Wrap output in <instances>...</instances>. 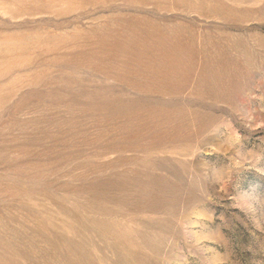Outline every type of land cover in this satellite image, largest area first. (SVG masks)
I'll list each match as a JSON object with an SVG mask.
<instances>
[{"label":"rangeland","instance_id":"374dc122","mask_svg":"<svg viewBox=\"0 0 264 264\" xmlns=\"http://www.w3.org/2000/svg\"><path fill=\"white\" fill-rule=\"evenodd\" d=\"M0 264H264V0H0Z\"/></svg>","mask_w":264,"mask_h":264}]
</instances>
